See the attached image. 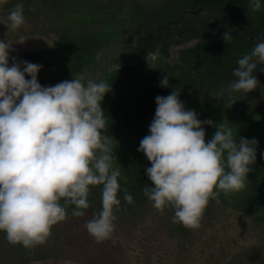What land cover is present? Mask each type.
Wrapping results in <instances>:
<instances>
[{
  "label": "clouds",
  "instance_id": "9594fccd",
  "mask_svg": "<svg viewBox=\"0 0 264 264\" xmlns=\"http://www.w3.org/2000/svg\"><path fill=\"white\" fill-rule=\"evenodd\" d=\"M249 6L253 12L264 7L261 0H250ZM25 23L23 4L17 3L4 23L6 37ZM24 42L19 36L17 44ZM14 50L7 38L0 40V232L13 245L43 244L52 227L66 219L68 207L75 206L72 216H83L90 186L102 185V211L85 227L97 242L105 240L121 203L115 148L102 135L107 119L101 105L112 85L78 77L42 86V65L18 60L10 55ZM237 64L235 79L217 94L227 95L229 108L237 101L234 94L260 87L254 72H264V37ZM160 86H170L166 74ZM155 100L149 134L138 149L151 163L146 174L152 186L145 184L143 194L161 213L171 206L173 223L198 229L210 199L219 202L221 192L227 196L246 187L258 141L241 137L238 142L228 125L201 120L175 90ZM205 125L216 128L207 142ZM123 191L124 200L133 203Z\"/></svg>",
  "mask_w": 264,
  "mask_h": 264
},
{
  "label": "trees",
  "instance_id": "16d2710c",
  "mask_svg": "<svg viewBox=\"0 0 264 264\" xmlns=\"http://www.w3.org/2000/svg\"><path fill=\"white\" fill-rule=\"evenodd\" d=\"M158 1L159 4L148 0H4L3 9L9 15L17 3H22L25 24L31 25L32 34L56 36L52 46L20 53V61L42 65L38 73L42 86L85 78L87 73L96 76L97 82L112 85L101 106L107 119L102 135L112 139L117 157L113 167L121 171V191L117 194L121 203L119 210L114 208L115 227L123 226L128 231L144 220L147 212L156 211L143 194L145 184L152 186L146 174L151 163L138 149L141 139L149 134L157 107L155 98L173 90L180 92L186 109L195 110L201 120L228 125L234 135L237 133L238 142L241 137L258 141L256 163L246 187L227 196L221 192L219 202L210 199L203 216H211L219 206L230 207L248 215L254 225H264V101L258 105L249 93L240 92L234 94L237 101L229 108L227 95H217L235 79L237 61L251 52L256 45L253 37L260 35L262 28L236 24L230 29L213 26L179 35V26L170 23L179 20L181 11L220 4L222 0ZM193 38L197 42L177 49L172 59V48ZM120 41L126 42L121 53L112 57L109 65H102L107 55L100 59L101 52ZM165 74L169 87L160 86ZM254 75L260 85L264 84V72L256 71ZM215 131V127L205 125L206 142ZM102 187L90 186L89 207L83 210V216H72L75 206L70 205L66 219L52 227L51 236L43 244L31 248L13 245L7 241L6 233L0 232V264H29L67 255L66 222L97 216L102 211ZM124 189L133 197V203L124 200ZM157 212L154 215L160 218V228L167 237H190L193 229L172 222L171 206L163 213ZM228 264H264V241L235 254Z\"/></svg>",
  "mask_w": 264,
  "mask_h": 264
},
{
  "label": "rangeland",
  "instance_id": "374dc122",
  "mask_svg": "<svg viewBox=\"0 0 264 264\" xmlns=\"http://www.w3.org/2000/svg\"><path fill=\"white\" fill-rule=\"evenodd\" d=\"M148 1L150 4H159L158 0ZM3 7L4 0H0V40L7 38L13 43L15 50L11 56L19 60L23 51L52 46L56 42L54 34H32L29 24H24L16 32H9L6 37L8 29L4 23L8 13ZM21 35L25 42L17 44ZM125 43L120 41L113 48L101 52L100 59L107 55L101 64L109 65L112 57L121 53ZM185 45L172 48V59L177 56L176 50ZM95 77L87 73L85 79ZM249 95L252 102H258L259 105L264 101V84L249 92ZM156 213L157 210L147 212L144 220L128 231L123 226L115 227L110 237L100 242L85 227L90 217L67 221L65 238L68 254L29 264H228L235 254L264 241V225H254L248 215L230 207L219 206L211 216H202L201 226L193 229L190 237L182 240L166 236L160 228V218L154 215Z\"/></svg>",
  "mask_w": 264,
  "mask_h": 264
},
{
  "label": "flooded vegetation",
  "instance_id": "af4514ba",
  "mask_svg": "<svg viewBox=\"0 0 264 264\" xmlns=\"http://www.w3.org/2000/svg\"><path fill=\"white\" fill-rule=\"evenodd\" d=\"M261 2L264 5V0H261ZM249 5L250 0H222L220 4H205L195 10L185 9L181 11L179 20L171 22L170 25L179 26V35H185L191 30H202L213 26L230 29V27H234L236 24L245 25L250 28H252V25H255L262 28L260 35L255 34L253 37L257 43L264 37V7L260 11L253 12ZM187 11L198 12L190 14ZM161 29L162 27L159 28V30ZM249 38L252 37L249 36ZM197 40V38H193L182 45H190L196 43Z\"/></svg>",
  "mask_w": 264,
  "mask_h": 264
},
{
  "label": "water",
  "instance_id": "95a60500",
  "mask_svg": "<svg viewBox=\"0 0 264 264\" xmlns=\"http://www.w3.org/2000/svg\"><path fill=\"white\" fill-rule=\"evenodd\" d=\"M200 11V10H199ZM188 13H190V14H195V13H197L198 11H187ZM182 16V15H181Z\"/></svg>",
  "mask_w": 264,
  "mask_h": 264
}]
</instances>
